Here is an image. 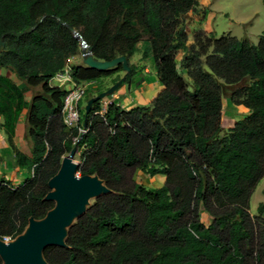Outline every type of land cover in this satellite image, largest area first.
I'll use <instances>...</instances> for the list:
<instances>
[{
	"label": "trees",
	"instance_id": "obj_1",
	"mask_svg": "<svg viewBox=\"0 0 264 264\" xmlns=\"http://www.w3.org/2000/svg\"><path fill=\"white\" fill-rule=\"evenodd\" d=\"M199 2L0 0V68L25 84L0 75L1 128L19 168L32 173L18 187L0 179V238H18L56 207L47 199L49 182L80 139V176H97L109 191L77 218L65 246L46 249V264H264V203L259 215L250 212L264 179V33L253 44L200 31L188 45L185 17ZM74 31L95 59L125 56L129 65L147 34L143 57L153 61L162 90L147 106L114 103L104 114L102 102L112 96L88 114L81 101L80 122L68 127V91L52 81L82 54ZM180 51L190 82L179 72ZM130 67L124 85L134 76ZM121 71L74 66L71 78L76 86L90 83L88 104L109 89L98 84ZM39 86L29 101L27 90ZM224 98L249 115L222 135ZM25 110L29 155L14 143ZM137 172L166 181L150 189ZM203 212L212 218L208 226Z\"/></svg>",
	"mask_w": 264,
	"mask_h": 264
},
{
	"label": "water",
	"instance_id": "obj_2",
	"mask_svg": "<svg viewBox=\"0 0 264 264\" xmlns=\"http://www.w3.org/2000/svg\"><path fill=\"white\" fill-rule=\"evenodd\" d=\"M17 33L20 37L24 33ZM77 40L83 46L84 64L90 68L100 71L122 66L126 75L117 83L112 85L107 91L92 98L87 106L88 114L98 101L107 96H113L123 86L127 78L131 76V67L125 56L118 57L111 61H100L92 55L91 49L81 38L79 33L73 32ZM4 37L0 39V50L4 48ZM86 120L84 127H86ZM80 139L78 140V143ZM78 143L70 154L63 159L59 173L51 179L49 186L53 192L48 196V200L56 202V207L48 213L41 221L31 220L26 234L19 236L17 241L6 245L0 240V256L4 264H46L44 252L51 246H65L68 229L72 225L77 213L86 212V206L92 198H97L109 190L102 180L97 176H80L78 163L75 157L79 151Z\"/></svg>",
	"mask_w": 264,
	"mask_h": 264
},
{
	"label": "rangeland",
	"instance_id": "obj_3",
	"mask_svg": "<svg viewBox=\"0 0 264 264\" xmlns=\"http://www.w3.org/2000/svg\"><path fill=\"white\" fill-rule=\"evenodd\" d=\"M208 2H209V6L210 5L211 6L206 9V15H205L206 18L204 19V22L202 23L203 24L202 27H204V31L200 29V30L191 32L194 29L190 28L191 31L189 33L187 30V33H189L188 34L189 36L188 45H191L194 42L195 34L200 31L205 32L206 34H208L210 37H213V38H219L223 36L224 34H230L239 39H242V38L248 39L253 44L258 43L260 35L264 33V0H208ZM194 15L200 18L199 11H197L196 14ZM196 19L194 18V16H189V15L185 17L187 29H189V26H191L192 23L194 25ZM148 39H149V36L147 34H144L143 40L138 46L137 53L130 60V65L134 68V76L131 79V83L127 84V87H130L131 84L142 75L156 74L155 66L151 58L143 57V52L145 49V42ZM185 56H186L185 51H180L178 54L177 61H178V66H179V72L183 75V77L186 79L187 82H190V80L187 77L186 71L182 67V60ZM83 65L85 64H84L83 46H82V54L73 57L69 61L68 66L66 67L65 70L66 72H71L72 67L83 66ZM147 70L150 73H147ZM0 74H7L11 76L15 80V82L19 83L23 88L25 87V84L21 80H19L10 70L0 68ZM125 75H126V72L121 71L113 75L110 78L103 79L101 83L98 85L100 87L110 88L112 85H114L113 83L115 82L116 79L120 80ZM52 83L55 86H61L65 90L73 87L70 81H68L66 78H62V79L55 78ZM79 86L80 88H83L84 90L89 89L86 84H82ZM124 86L122 87V89L124 88ZM41 92H42L41 86L28 89L27 95H28L29 100L31 101L35 95L40 94ZM115 96H112L111 98H115ZM145 97H146V102H144V104L145 106H147L150 104L149 103L150 95L147 94L145 95ZM223 102H224L225 109L223 111V117H222V122H223L222 135H225L233 127L235 122H237L238 120L244 119L248 115L243 113L240 110H237V108L230 102L228 98H224ZM82 104L83 105L85 104V98L82 99ZM22 143L24 145L23 147L25 148L31 147L32 145L30 138L27 137V125L24 130V136H23ZM78 159H80V156L77 154L75 161L79 164ZM30 176L31 175L28 173L26 178H29ZM135 179L143 183L142 177H140L139 172H137ZM146 185L150 189H158L162 187L164 183L161 184L157 178H153V179H150V181L148 180L146 182ZM53 191L54 190H52V192ZM95 200L96 198L94 197L89 201V203L86 206V210L91 205L94 204ZM263 203H264V179L259 183L251 199V205H250L251 214L259 215L258 208ZM81 214L82 213L76 214V217L72 222V225L76 222L77 218ZM202 221L205 225L208 226L212 223V218L210 215L203 212ZM28 228L22 235L27 233ZM18 238H15L14 242L17 241Z\"/></svg>",
	"mask_w": 264,
	"mask_h": 264
},
{
	"label": "crops",
	"instance_id": "obj_4",
	"mask_svg": "<svg viewBox=\"0 0 264 264\" xmlns=\"http://www.w3.org/2000/svg\"><path fill=\"white\" fill-rule=\"evenodd\" d=\"M210 6H209L208 0H200L199 6L197 9V11H199L200 18H198L196 15H194V14H196V12L188 14L189 16H194L195 19L197 18L195 23H194L195 26L192 23L191 26H189V29H187L189 33L191 31L190 28L194 29L191 32H194V31L200 30V29L204 31V27H202L203 26L202 23L204 22V19L206 18L205 17L206 9L209 8ZM147 73H150V72L147 70ZM0 75H4V76L12 79L15 82V80L7 74H0ZM70 83L74 87L73 82H70ZM17 84L20 87H22L19 83H17ZM52 85H53V83H52ZM53 86H55V85H53ZM58 87H61V86H58ZM71 88H69V89H71ZM162 88H163L162 84L160 83L156 74L142 75L138 79H136L131 84L130 87H127V85H126V86H124L123 89L121 88L120 90H122V91L119 90L118 93H115L113 95V96L116 95L115 98H111V99L113 100V102L116 105L121 106L125 110H129L130 108H133L136 106H145V104H144V102H146L145 95H147V94L150 95V97H149V103H150L152 101V99H154L157 96V94L162 90ZM69 89H67V91ZM27 98H28V95H27ZM28 100H29V98H28ZM85 106H87L86 103L84 105H82V108ZM236 108H237V110H240L243 113L249 115V111L245 107L238 106ZM224 109H225V107H224V102H223V111H224ZM26 116H27V110H25L23 112V114L19 120L14 143L20 151L29 155L31 152V147L25 148V147H23L24 145L22 143L23 142V136H24V130L26 127ZM2 122H3V120L0 117V179H4L8 182H11V184L14 187H18L27 179L26 176L28 175V173L30 175L32 173L28 170L19 168V166L17 164V159L15 156V153L7 141L6 134H5L4 130L1 128ZM77 154L80 156L81 151L79 150ZM78 162L80 163V159H78ZM139 173H140V177H142V182L146 187H147L146 182L148 180L150 181V179H153V178H157L161 184H163L166 181V177L164 175H161V174H159L155 177H151L148 174H144L142 172H139Z\"/></svg>",
	"mask_w": 264,
	"mask_h": 264
},
{
	"label": "built area",
	"instance_id": "obj_5",
	"mask_svg": "<svg viewBox=\"0 0 264 264\" xmlns=\"http://www.w3.org/2000/svg\"><path fill=\"white\" fill-rule=\"evenodd\" d=\"M56 78L58 79L66 78L68 81L72 82L71 72H66V70L64 72L59 73ZM89 85L90 83L87 84V86ZM84 93H85V90L83 88H80V86H76V85H74V87L68 90V94L66 95L65 100H64V109H63L64 123L68 127H75L80 122V119H81L80 103L83 99ZM113 104L114 102L111 98L103 101L100 114H104L106 109L110 105H113ZM79 132L81 136H83L84 134L88 132V128L87 126L84 127V123L80 127ZM76 141L78 143L77 139ZM82 149H85V147H83ZM0 240H2L5 243H11L14 241L12 237H4V238H0Z\"/></svg>",
	"mask_w": 264,
	"mask_h": 264
},
{
	"label": "bare ground",
	"instance_id": "obj_6",
	"mask_svg": "<svg viewBox=\"0 0 264 264\" xmlns=\"http://www.w3.org/2000/svg\"><path fill=\"white\" fill-rule=\"evenodd\" d=\"M3 242V241H2ZM3 243H5V242H3ZM12 243V242H11ZM11 243H5L6 245H9V244H11Z\"/></svg>",
	"mask_w": 264,
	"mask_h": 264
}]
</instances>
